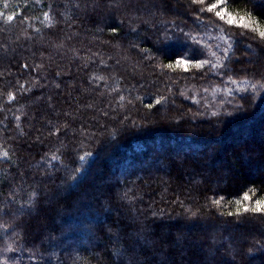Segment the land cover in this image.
I'll list each match as a JSON object with an SVG mask.
<instances>
[{"label": "trees", "instance_id": "16d2710c", "mask_svg": "<svg viewBox=\"0 0 264 264\" xmlns=\"http://www.w3.org/2000/svg\"><path fill=\"white\" fill-rule=\"evenodd\" d=\"M217 2L0 0V264H264V0Z\"/></svg>", "mask_w": 264, "mask_h": 264}, {"label": "snow or ice", "instance_id": "6c2138e0", "mask_svg": "<svg viewBox=\"0 0 264 264\" xmlns=\"http://www.w3.org/2000/svg\"><path fill=\"white\" fill-rule=\"evenodd\" d=\"M196 2L203 3L204 0H196ZM222 2H224V0H218L217 3L210 4V5L208 6V8H207V11H210V12L213 11L214 9H216L217 7H219V6H220V3H222ZM215 15H216L217 17L223 19L222 13H221L220 11H216V12H215ZM12 19H13V16H11V15L7 17V20H9V21H11ZM240 19H241V23H240L239 25H237V26H243V27L247 28L248 25L242 23L244 18L241 17ZM227 23H228L229 25H233L235 22H234L233 19H228V20H227ZM259 35H260L261 37H264V31H260V32H259ZM180 63L183 64L184 61H181ZM166 66H167V67H170V68L173 67V65H171V64L166 65ZM199 66H200V65L197 64V67H199ZM10 98H11V97H10ZM157 103H158V102H157ZM148 107H152V105L149 104ZM243 199H244L245 201H247V200H249V196H248L247 194H245L244 197H243ZM237 203H239V201H237ZM248 210H249V209L245 206V207H244V211H248ZM251 211H253V212H264V200H257V201H256V205L251 209ZM237 212H239V209H237Z\"/></svg>", "mask_w": 264, "mask_h": 264}, {"label": "rangeland", "instance_id": "374dc122", "mask_svg": "<svg viewBox=\"0 0 264 264\" xmlns=\"http://www.w3.org/2000/svg\"><path fill=\"white\" fill-rule=\"evenodd\" d=\"M216 11H220L222 13V16H223V20H228V19H232L234 18L229 12H227V10L222 7L221 5L219 7H217L215 9Z\"/></svg>", "mask_w": 264, "mask_h": 264}]
</instances>
